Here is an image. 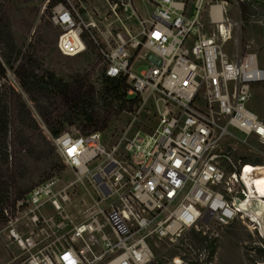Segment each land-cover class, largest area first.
<instances>
[{
  "label": "built area",
  "instance_id": "2783aa9c",
  "mask_svg": "<svg viewBox=\"0 0 264 264\" xmlns=\"http://www.w3.org/2000/svg\"><path fill=\"white\" fill-rule=\"evenodd\" d=\"M243 1L102 0L103 11L94 12L85 0H60L52 8L58 54L93 48L94 85L125 77L126 95L151 102L158 124L136 132L122 152L107 150L100 132L48 134L73 181L54 176L3 209L7 246L23 264H152L151 237L205 235L202 228L235 219L261 229L253 206L264 197L253 179L264 174V123L248 102L264 70L254 54L231 60L221 48L231 38L228 10L240 14ZM138 3L150 7L147 18ZM137 60L147 67L138 74ZM7 78L17 83L8 70ZM84 181L95 197L76 221L66 206Z\"/></svg>",
  "mask_w": 264,
  "mask_h": 264
},
{
  "label": "rangeland",
  "instance_id": "374dc122",
  "mask_svg": "<svg viewBox=\"0 0 264 264\" xmlns=\"http://www.w3.org/2000/svg\"><path fill=\"white\" fill-rule=\"evenodd\" d=\"M47 1L0 0V12L6 13L13 39L18 48L25 53L28 45L32 42L38 47V54L42 58L43 67L60 78L68 79L74 74L83 73L91 68L94 69V78L95 73L99 71L100 63L93 48L88 46L87 53L74 58H65L58 54L56 50L58 33L50 22L51 11L47 10ZM85 1L89 10L94 11L95 8H99L101 12L103 11L101 7L102 0ZM260 1L262 5L251 6L246 13H243V21L240 19L241 6H239L240 14L232 9L228 10V17L232 22L231 38L221 48L231 60L235 59L237 55L254 54L258 66L264 70V0ZM137 6L140 15L147 18L149 15L147 11L150 10V7L145 11L142 4L138 3ZM211 31L212 29L207 26L203 29L205 34H209ZM44 43L48 44V49L45 51H43ZM139 62L140 60H137L135 63L134 73L136 74L145 71L147 68L146 65H141ZM6 80V84L4 80H0V97L5 98V96H8V87L11 86L15 92L21 95L26 106L24 112L17 110L16 105L12 102L7 104L8 119L12 123L8 141L13 142L15 135H17L15 128L22 129L18 122L32 119L41 134L53 146L43 119L37 113L33 103L21 91L17 81L15 83L8 78ZM248 107L264 123V84L252 86ZM157 124V108L151 102L143 105L140 100V104L134 107L132 112H121L110 117L108 128L101 132L103 144L107 150L118 146V151L122 152L126 140L138 131L143 133L152 132ZM66 131L75 133L77 129L67 127ZM37 133L35 132V134ZM28 134L32 135V133ZM34 141L37 146L40 144L37 139H34ZM251 143L255 142L251 141ZM8 151H10V145ZM46 155L47 157L43 161H32L27 157H23L28 172L18 182L20 189H30L52 176L60 177L63 184L73 181L72 174L59 159L55 149L53 153L50 149H47ZM249 157L250 160L259 162L254 156ZM2 168L4 167L0 165V169ZM94 197L92 186L87 181H84L83 185H75L71 201L66 206V212L68 215L73 216L76 221L83 219L88 214V209L93 204L92 198ZM3 229L4 224L0 223V264H23L24 258L20 256L18 249L14 246H7ZM263 229L264 227H261L259 231L253 230L248 222H242L238 219L221 226L212 224L208 230L202 228L208 239L213 240L215 243V253L210 262L206 264H264V257L259 251L264 248ZM188 232L184 230L178 236L172 237L171 240L148 238L147 242L154 256L152 264H203L201 262L205 258V253L190 241Z\"/></svg>",
  "mask_w": 264,
  "mask_h": 264
},
{
  "label": "trees",
  "instance_id": "16d2710c",
  "mask_svg": "<svg viewBox=\"0 0 264 264\" xmlns=\"http://www.w3.org/2000/svg\"><path fill=\"white\" fill-rule=\"evenodd\" d=\"M58 2L60 0H48L47 10L51 11ZM254 5H262V2L244 0L241 3V21L243 13ZM47 45L44 43L43 51L48 49ZM38 53V47L32 42L25 53L18 48L7 15L0 12V80L5 81L7 70L14 73L21 91L33 103L51 137H58L67 127H75L81 135L101 133L108 128L111 116L121 112H132L133 108L140 104L137 95H126L129 85L125 77H103L98 87L94 85L93 68L74 74L68 79L60 78L43 67L42 58ZM8 88L9 95L5 98L0 97V165L4 167L0 169V223L3 224L5 223L3 209L11 206L28 191L18 186V182L28 172L23 157L32 161H43L47 157V149L54 152L53 146L41 134L32 119L18 122L22 129L15 128L17 135L13 142L8 141L12 123L8 119L7 104L12 102L20 111L25 112L26 109L21 95L11 86ZM34 139L39 141L38 146ZM252 161L259 163L257 160ZM188 234L190 241L205 253L201 263L210 262L215 253L214 241L209 240L208 236L202 235L201 232L190 230ZM259 251L264 257V248Z\"/></svg>",
  "mask_w": 264,
  "mask_h": 264
},
{
  "label": "bare ground",
  "instance_id": "6f19581e",
  "mask_svg": "<svg viewBox=\"0 0 264 264\" xmlns=\"http://www.w3.org/2000/svg\"><path fill=\"white\" fill-rule=\"evenodd\" d=\"M247 170H249V169H247ZM253 184H254L256 191L260 194V196L264 197V174L254 178ZM253 209L260 218L261 226L264 227V223H263L264 222V205L262 203H255L253 206Z\"/></svg>",
  "mask_w": 264,
  "mask_h": 264
}]
</instances>
